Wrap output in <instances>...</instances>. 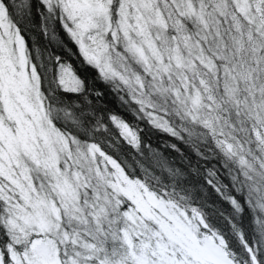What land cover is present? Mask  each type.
I'll use <instances>...</instances> for the list:
<instances>
[{
    "label": "snow or ice",
    "instance_id": "1",
    "mask_svg": "<svg viewBox=\"0 0 264 264\" xmlns=\"http://www.w3.org/2000/svg\"><path fill=\"white\" fill-rule=\"evenodd\" d=\"M0 264H264V0H0Z\"/></svg>",
    "mask_w": 264,
    "mask_h": 264
},
{
    "label": "trees",
    "instance_id": "2",
    "mask_svg": "<svg viewBox=\"0 0 264 264\" xmlns=\"http://www.w3.org/2000/svg\"><path fill=\"white\" fill-rule=\"evenodd\" d=\"M164 139L165 137L163 136V134H157L151 137V143L154 147H156L157 145H162Z\"/></svg>",
    "mask_w": 264,
    "mask_h": 264
}]
</instances>
